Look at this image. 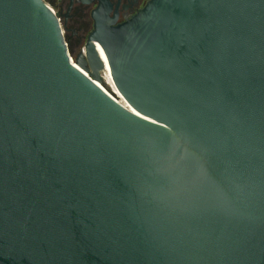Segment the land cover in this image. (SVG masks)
<instances>
[{"label": "water", "instance_id": "1", "mask_svg": "<svg viewBox=\"0 0 264 264\" xmlns=\"http://www.w3.org/2000/svg\"><path fill=\"white\" fill-rule=\"evenodd\" d=\"M97 1L0 0V264H264V0Z\"/></svg>", "mask_w": 264, "mask_h": 264}, {"label": "flooded vegetation", "instance_id": "2", "mask_svg": "<svg viewBox=\"0 0 264 264\" xmlns=\"http://www.w3.org/2000/svg\"><path fill=\"white\" fill-rule=\"evenodd\" d=\"M51 0H49L50 2ZM80 1V0H79ZM116 6L118 4L119 0H111ZM145 0H120L121 4V14H120V21L124 20V13H130V11L135 8L138 4L143 3ZM52 2V1H51ZM76 0H73V5L70 9V13L67 17V27L68 29L74 30L75 33L73 34V31H67V39L69 41L71 52L76 53L77 56L82 52L84 49V46L86 44L87 37L89 33L93 30L94 22L91 17L92 11L97 7L98 1L93 0L90 3H83L80 1L79 3H75ZM53 3V7L57 11V14L62 15L63 21L66 22V13H68V8L70 7L71 0H62L60 3ZM133 3V4H132ZM123 5L128 6V10L125 11L123 9ZM130 6V7H129ZM78 7V9H77ZM62 12V13H61ZM71 37V38H70ZM70 38V39H69Z\"/></svg>", "mask_w": 264, "mask_h": 264}, {"label": "bare ground", "instance_id": "3", "mask_svg": "<svg viewBox=\"0 0 264 264\" xmlns=\"http://www.w3.org/2000/svg\"><path fill=\"white\" fill-rule=\"evenodd\" d=\"M87 74V73H86ZM103 74V79H104V82H106L113 90V93L118 96L119 98H121L125 103H126V108L130 109V110H133L130 105L125 101V99L122 97V95L119 93V91L117 90V88L115 87V85L113 84V82L111 81V79L109 78L108 75H106L105 73H102ZM87 76H89L87 74Z\"/></svg>", "mask_w": 264, "mask_h": 264}, {"label": "rangeland", "instance_id": "4", "mask_svg": "<svg viewBox=\"0 0 264 264\" xmlns=\"http://www.w3.org/2000/svg\"><path fill=\"white\" fill-rule=\"evenodd\" d=\"M47 1V0H46ZM85 50V49H84ZM76 53H72V58H76ZM103 75V74H102ZM103 81H104V79H103ZM104 83H106V82H104ZM107 84V83H106ZM107 86L110 88V90L113 92V90H112V88L107 84ZM117 98H119L118 96H116ZM118 103H120L121 105H123L124 107L126 106V103L121 99V98H119L118 99V101H117Z\"/></svg>", "mask_w": 264, "mask_h": 264}, {"label": "built area", "instance_id": "5", "mask_svg": "<svg viewBox=\"0 0 264 264\" xmlns=\"http://www.w3.org/2000/svg\"><path fill=\"white\" fill-rule=\"evenodd\" d=\"M49 2V0H47ZM52 2H55V3H60L62 0H51ZM50 1V3L52 4V7H53V3ZM55 13H57V11L55 10V8L53 7ZM60 21V20H59Z\"/></svg>", "mask_w": 264, "mask_h": 264}]
</instances>
